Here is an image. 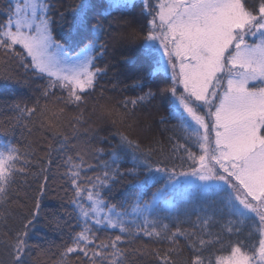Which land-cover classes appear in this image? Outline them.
Returning <instances> with one entry per match:
<instances>
[{
    "label": "snow or ice",
    "instance_id": "1",
    "mask_svg": "<svg viewBox=\"0 0 264 264\" xmlns=\"http://www.w3.org/2000/svg\"><path fill=\"white\" fill-rule=\"evenodd\" d=\"M136 7L79 0L64 31L55 0L0 5V75L18 66L46 81L31 105L4 102L0 264H264V0H139L128 18ZM116 46L142 54L119 89L138 94L93 96ZM158 98L160 123H176L154 160L132 134ZM56 157L71 211L46 218L68 229L52 252L29 241ZM122 187L134 194L116 201Z\"/></svg>",
    "mask_w": 264,
    "mask_h": 264
},
{
    "label": "trees",
    "instance_id": "2",
    "mask_svg": "<svg viewBox=\"0 0 264 264\" xmlns=\"http://www.w3.org/2000/svg\"><path fill=\"white\" fill-rule=\"evenodd\" d=\"M137 7L134 10L126 12L128 18H131L133 15L139 13V0H134ZM4 3V0H0V5ZM57 7L60 11H65V22H63V30L67 31L72 23V14L70 11H66L71 8L73 5L79 3V0H55ZM57 23L54 25L55 31L58 35H63L64 31L61 30L60 21L58 15L54 17ZM71 43V40L69 41ZM141 53L134 51H127L121 46H116L111 48L108 52L103 63L110 65L107 76L102 77L99 80L97 92L93 96L98 95L100 87L106 89V95L113 96L116 99H121L124 96H135L138 93L131 88H128L126 91H120L119 89L123 88L124 85H130L133 78L137 74L139 65V60L141 58ZM131 57L134 61L133 63H128L126 58ZM11 78H6L3 75H0V118L4 116H10L12 113L8 110L5 105V101L11 103L13 101L24 102L31 105L32 100L39 95L40 88L46 83L44 79H39L34 76L32 71L25 70L22 67L14 66L13 70L9 73ZM122 82V83H118ZM116 85L117 91H111L113 85ZM74 111V110H71ZM144 111H150L152 116L148 121L150 128L147 131L141 132L139 129L134 132L132 135L134 138H138L141 144L142 149L147 148L149 145H152L154 149L157 150V155L153 157L154 160L159 158L158 150L163 148L166 152L171 150V144L169 142V136L173 135L172 126L176 121H169L166 124L160 123V117L168 116V103L166 100L157 99L153 102L152 105ZM87 115V114H86ZM109 129L107 126H104V131L101 135H108ZM179 135V133H177ZM13 139H19V134ZM155 141H159V144H156ZM8 142V138H5L3 135H0V146L5 145ZM183 142V141H181ZM117 143L116 138H111V145L105 143L103 145H98L104 147L105 149L109 148L112 145ZM59 164V158H54L53 164L51 166L50 172V189L47 196L44 197L42 201L41 208V217L37 223L36 229L30 238L31 244H41L45 248L51 247L52 252L56 251L55 246L62 243L63 239L67 238L68 229L64 228L63 230H57L54 226H48L46 218L50 217L52 213H57L61 218L67 219L64 215L65 210L71 211L68 207L66 201L63 202V207L61 199L58 197L64 196V192L57 193V189L60 185L63 184V181L60 179L59 172H57V165ZM125 167H130V165H125ZM64 169L60 168V172ZM54 181V182H53ZM134 189L129 187L119 188L115 195V200H128L134 194ZM57 197V198H53ZM195 219V217H193ZM74 223V221H69ZM184 227H189V225H184ZM103 235V233H102ZM140 242H147L144 238H141ZM183 244V240H181ZM35 256V253H34ZM44 259H47L45 257ZM148 264H151L149 261Z\"/></svg>",
    "mask_w": 264,
    "mask_h": 264
}]
</instances>
